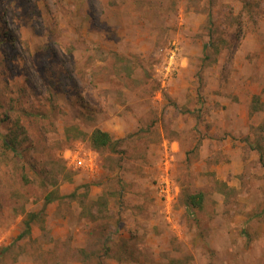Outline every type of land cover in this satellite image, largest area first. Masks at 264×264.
<instances>
[{
    "label": "rangeland",
    "instance_id": "374dc122",
    "mask_svg": "<svg viewBox=\"0 0 264 264\" xmlns=\"http://www.w3.org/2000/svg\"><path fill=\"white\" fill-rule=\"evenodd\" d=\"M256 147L264 0H0V264H264Z\"/></svg>",
    "mask_w": 264,
    "mask_h": 264
},
{
    "label": "trees",
    "instance_id": "16d2710c",
    "mask_svg": "<svg viewBox=\"0 0 264 264\" xmlns=\"http://www.w3.org/2000/svg\"><path fill=\"white\" fill-rule=\"evenodd\" d=\"M91 145L94 149L104 148V147H110L113 145V142L111 141L110 136L108 133L101 131L99 129H96L92 132L90 137ZM256 149L259 151V153L262 155L264 154V149L261 147H256ZM263 156V155H262ZM46 202H50L51 199L46 198ZM203 202V195L201 193L187 196L186 197V207L187 210L191 212V214H194V210L197 208H201ZM29 227V220L26 222V232L22 233L19 238H22L28 231Z\"/></svg>",
    "mask_w": 264,
    "mask_h": 264
}]
</instances>
